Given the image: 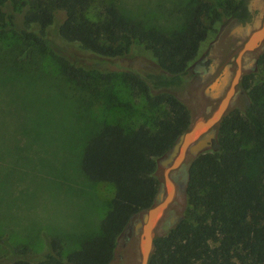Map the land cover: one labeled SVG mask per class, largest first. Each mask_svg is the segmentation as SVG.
<instances>
[{
    "label": "trees",
    "instance_id": "trees-1",
    "mask_svg": "<svg viewBox=\"0 0 264 264\" xmlns=\"http://www.w3.org/2000/svg\"><path fill=\"white\" fill-rule=\"evenodd\" d=\"M93 2L0 0V34L16 33L28 45L25 56L48 50L72 79L91 77L92 72L108 79L111 72L103 66L140 47L158 69L120 66L119 78L133 95L162 108V114L154 127L142 124L128 130L102 123L89 135L81 168L92 181L115 187L95 233L68 253L59 237L50 239L42 253L16 244L0 264H111L131 217L157 201L164 181L160 158L193 122L191 108L178 93L193 62L216 24L230 18L250 24L258 12L253 0H224L221 8L201 2L184 28L166 32L125 18L113 4L91 19ZM85 60L93 61L92 68ZM257 61L264 69V47ZM13 64L11 60L10 71H25ZM253 76L252 71L245 73L240 86L250 89ZM252 93L253 100L243 109L231 107L217 125L213 147L184 163L190 164L185 191L189 207L169 230L155 236L149 264H264V82Z\"/></svg>",
    "mask_w": 264,
    "mask_h": 264
},
{
    "label": "rangeland",
    "instance_id": "rangeland-1",
    "mask_svg": "<svg viewBox=\"0 0 264 264\" xmlns=\"http://www.w3.org/2000/svg\"><path fill=\"white\" fill-rule=\"evenodd\" d=\"M201 2L221 8L224 0H94L88 16L96 19L113 4L125 18L173 32L186 26ZM253 6L258 12L250 24L232 18L216 24L214 35L193 62L186 85L178 91L191 108L193 120L209 115L226 91L218 98L205 94L210 81L202 79L200 68L210 62L216 68L231 62L232 79L235 58L249 35L248 25L254 29L263 21L264 0H253ZM205 22L210 25L211 16ZM263 47L247 53V62L258 58ZM27 49L13 31L0 34V259L16 244H28L35 253H42L54 237L63 239L64 253H68L95 233L115 187L94 182L83 172L81 157L89 135L102 123L120 124L128 130L142 124L154 127L163 110L133 95L119 78L120 66L158 69L140 47L100 65L111 72L108 79L92 71L91 77L72 79L48 50H31L32 55L25 56ZM11 60L25 71H10ZM85 62L90 68L94 65ZM248 68L254 74L252 86L239 84L232 108L243 109L253 100L252 89L264 82V69L257 60ZM251 137L255 138L254 133ZM188 207L185 194L179 193L167 213L176 212L179 217ZM135 239L126 246L120 241L112 264L138 263Z\"/></svg>",
    "mask_w": 264,
    "mask_h": 264
},
{
    "label": "water",
    "instance_id": "water-1",
    "mask_svg": "<svg viewBox=\"0 0 264 264\" xmlns=\"http://www.w3.org/2000/svg\"><path fill=\"white\" fill-rule=\"evenodd\" d=\"M247 29L249 35L238 51L237 69L225 88L224 95L209 115L193 120L190 128L179 136L170 152L160 158L164 181L157 195V201L154 205L136 212L131 217L125 234L127 241L123 245L126 246L129 240L136 238L135 243L140 251L137 264H149L156 248L155 236L169 230L178 219V215L174 214L169 223L164 222L167 211L174 203L176 196L179 193L185 194L186 191L187 178L176 180L173 172L183 166L189 156H197L213 147L214 140L217 138L216 127L231 108L237 93L242 75V59L247 53L264 45V16L259 27L252 29L251 25H248ZM223 79V83L227 84V77ZM223 91H218L214 96L218 98ZM189 165L187 163V169Z\"/></svg>",
    "mask_w": 264,
    "mask_h": 264
},
{
    "label": "flooded vegetation",
    "instance_id": "flooded-vegetation-1",
    "mask_svg": "<svg viewBox=\"0 0 264 264\" xmlns=\"http://www.w3.org/2000/svg\"><path fill=\"white\" fill-rule=\"evenodd\" d=\"M247 55V54H246ZM244 56L242 59V75H241V79L243 78L244 74L249 72V68L248 66H253L255 64V61L257 60V57H252L250 58V60L247 62L248 58L247 56ZM236 60V58H235ZM237 64V62H236ZM221 66L219 68H216V66L210 62L209 66L204 67V68H200V70H202L201 76L202 79L208 80L209 86H207L205 88V94L211 96V98H217L214 95L218 92V91H223L227 86L228 83L230 82V77H231V62L228 61H224L222 64H220ZM198 68V67H197ZM198 68V69H199ZM224 77H227V84H224ZM214 79V80H213ZM212 80V82H211ZM241 81V80H240ZM240 84V82H239ZM238 84V87H239ZM238 91V90H237ZM186 171H187V167L186 166H181L178 169V174L177 175H173L174 178L176 180H185L186 178ZM177 214L176 212H169L167 213L164 222L169 223L170 222V218L174 215ZM178 215V214H177ZM124 242L127 241V237L126 235L123 236V238H121ZM112 264V263H111Z\"/></svg>",
    "mask_w": 264,
    "mask_h": 264
}]
</instances>
